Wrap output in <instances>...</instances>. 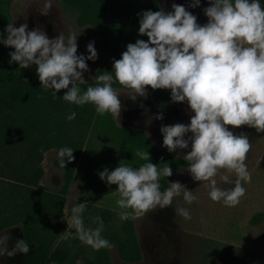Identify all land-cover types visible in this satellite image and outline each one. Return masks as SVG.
<instances>
[{"label":"clouds","instance_id":"obj_1","mask_svg":"<svg viewBox=\"0 0 264 264\" xmlns=\"http://www.w3.org/2000/svg\"><path fill=\"white\" fill-rule=\"evenodd\" d=\"M204 9L208 22L201 26L197 17L182 5L173 3L172 11H144L139 22V35L147 36V42L138 39L129 43L121 58L113 61L111 72L96 76V86L88 87L81 94L78 84L85 83L83 73L87 72L86 60L98 58L94 42H89V55H77V36L59 33L53 39L40 28L28 31V25L14 27L9 23L4 30L6 38L0 39L9 53V64L15 62L21 69L35 65L40 84L52 89L53 95L67 89L63 100L76 105L91 103L96 113L103 116L110 113L120 121L122 104L120 95L113 87L119 84L128 90V98L146 97V88L171 91L173 102H187L194 115L190 123L162 126L163 146L169 152L187 149L184 155L188 162L187 171L194 181L208 182L209 196L213 202L223 201L227 207H235L246 189L242 182H251V174L245 161L251 150L246 134L234 135L229 130L248 126L257 132H264V7L260 0H209ZM200 0H193L190 7H198ZM52 4L50 0L40 8L47 15ZM114 74V75H113ZM72 112L67 119L73 120ZM155 119H163L157 115ZM191 133L187 139L185 136ZM141 160H149L148 152L137 151ZM60 167L74 161L73 149L61 148L58 152ZM163 159V158H161ZM224 170L220 178L232 189L218 188L215 177ZM235 173L233 182L229 174ZM172 168L165 165L158 170L149 162L133 168L119 165L111 172L107 168L99 173L108 185H117L115 195L120 209H131L119 213L121 220L136 219L157 207L164 209L173 200L183 196L187 204L196 197L179 181L169 183L170 187L160 191L161 176L170 177ZM84 203L71 209L69 229L85 245L94 251L111 249L112 245L102 238L104 229L101 217H96L95 229L85 228L81 214ZM176 215L191 219L187 209L176 207ZM65 239L72 236L64 232ZM9 235H0V257H13L17 253L27 254L29 247L25 240H18L11 251L7 242Z\"/></svg>","mask_w":264,"mask_h":264},{"label":"rangeland","instance_id":"obj_2","mask_svg":"<svg viewBox=\"0 0 264 264\" xmlns=\"http://www.w3.org/2000/svg\"><path fill=\"white\" fill-rule=\"evenodd\" d=\"M46 2L48 0H12L11 23L14 27L26 23L28 31L40 28L49 39L55 38L59 33L65 36L75 34L77 55H89L86 46L89 42H94L98 58L95 61H85L89 69L83 73L86 82L94 79L99 68L105 63L111 64V72L114 59L121 58L129 43H135L138 39L147 42V36L139 35V23L136 22L130 35L121 43L117 52L112 54L103 49L102 38L90 25L78 24L76 15L62 0H50L52 8L47 15H42L39 9ZM260 2L264 7V0ZM173 3L184 6L195 15L199 25L203 26L208 22L204 9L210 6L209 0H200L198 7H190L193 0H141V9L143 12L163 9L167 13L173 10ZM113 87L120 95L122 104L120 121L113 118L115 123L133 129L139 136L144 135L147 141L160 150L159 154L165 159V165L172 168L170 177H160V191L167 190L169 183L179 181L196 197L192 204H187L181 195L173 200L172 205L164 209L157 207L133 219L139 241V259H121L114 244L110 243L112 248L109 250L114 264H264V132H257L255 128L246 125L239 128L229 126L234 135L246 134L252 147L245 161L251 174V182H242L246 192L240 198L239 204L227 207L223 201L211 200L208 182L194 181L191 173L187 171L188 162L183 157L191 151V143L187 149H177L174 152H169L163 146V135L160 131L162 126L190 123L194 113L187 102H173L169 90H152L150 87L146 88V97L138 96L133 101L127 97L128 90L117 83H114ZM157 115H162L163 119H155ZM189 136L191 133H187L185 139ZM84 141L83 162L77 166L66 192H62L66 196L63 208L66 222L53 240L49 250L52 254L42 259L35 251V244L25 236L22 227L14 224L0 229V235L11 237L7 242L8 250L11 251L18 240H25L31 245V255L17 253L13 257H0V264H59L66 252L74 253L82 242L76 237L75 230L68 228V224L71 221V209L80 203L85 205L81 214L85 228L91 227L104 208L116 213L132 211L117 206L119 197L114 193L118 186L108 185L99 177V173L105 168L111 172L120 164L132 166L127 149L115 144L110 133L100 122H93L86 128ZM58 152L54 147L45 151L42 160L45 174L41 179L44 187L56 192L65 187V170L57 164ZM225 174L228 173L224 170L217 174L216 186L221 190L234 188V184H226L221 180L220 177ZM229 179L234 182L235 173L229 174ZM176 207L187 209L191 219L176 215ZM114 220L118 224L122 222L119 215L114 216ZM172 227L178 229L179 239L168 238V229ZM65 231H70L72 236L65 239ZM156 239H160L162 243L158 244ZM160 255L165 257L158 259L157 256ZM77 263L84 264L80 258Z\"/></svg>","mask_w":264,"mask_h":264},{"label":"trees","instance_id":"obj_3","mask_svg":"<svg viewBox=\"0 0 264 264\" xmlns=\"http://www.w3.org/2000/svg\"><path fill=\"white\" fill-rule=\"evenodd\" d=\"M62 2L76 15L78 24L92 27L102 38L103 49L112 54L130 35L133 24L140 22L143 12L141 0ZM11 5L12 0H0V39L6 38L4 30L12 22ZM13 51L0 43V229L20 225L25 236L35 244L36 253L45 259L52 254L49 250L53 240L65 225L63 208L66 196L62 192H66L77 166L83 162L86 128L91 123H102L112 141L127 149L134 169L152 162L161 170L165 159L144 135L139 136L131 128L118 126L110 113L101 116L91 103L81 106L63 100L67 89L54 96V90L45 89L40 84L35 65L21 69L15 62L9 64V53ZM110 69L111 64L105 63L94 79L78 84L81 94L88 87H95L96 76ZM72 112L76 117L68 120ZM53 147L58 150L71 148L75 157L70 163L65 161V187L58 192L41 183L45 174L44 153ZM137 151L148 152L149 160H141L136 156ZM57 164L60 166L59 159ZM116 215L119 213L110 209L101 210L99 217L104 224L101 236L114 244L121 259L137 261L139 241L135 223L130 218L118 224L114 220ZM97 226L94 221L90 228ZM78 258L84 264H114L108 248L94 251L83 243L74 253L66 252L59 264H78Z\"/></svg>","mask_w":264,"mask_h":264},{"label":"flooded vegetation","instance_id":"obj_4","mask_svg":"<svg viewBox=\"0 0 264 264\" xmlns=\"http://www.w3.org/2000/svg\"><path fill=\"white\" fill-rule=\"evenodd\" d=\"M168 232H169V237H168L169 239H174V240L179 239V238H177V237H179V231L177 228L172 227V228L168 229ZM156 240H157L158 244L162 243V241L160 242V239H156ZM27 245L29 247L28 255H31V251H32L31 245L30 246H29V244H27ZM157 251H158V248H157ZM156 255H157V253L154 254V256H156ZM161 256L162 255H160V257L157 256V258L159 259V258H161ZM164 257H165V255L162 256V258H164ZM163 260H165V259H163Z\"/></svg>","mask_w":264,"mask_h":264}]
</instances>
